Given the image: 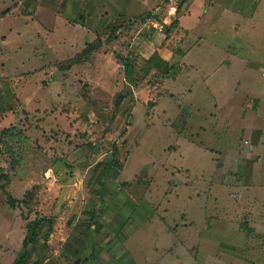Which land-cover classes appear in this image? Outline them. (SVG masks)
<instances>
[{
  "label": "rangeland",
  "instance_id": "rangeland-1",
  "mask_svg": "<svg viewBox=\"0 0 264 264\" xmlns=\"http://www.w3.org/2000/svg\"><path fill=\"white\" fill-rule=\"evenodd\" d=\"M189 3L0 0V264L40 216L52 231L25 264H75L87 231L76 264L235 261L241 235L211 218L249 195L230 171L249 155L233 143L264 126V0ZM158 44L176 77L156 86ZM119 90L129 100L114 113ZM255 166L264 174V154ZM254 201L245 214H263Z\"/></svg>",
  "mask_w": 264,
  "mask_h": 264
},
{
  "label": "crops",
  "instance_id": "crops-1",
  "mask_svg": "<svg viewBox=\"0 0 264 264\" xmlns=\"http://www.w3.org/2000/svg\"><path fill=\"white\" fill-rule=\"evenodd\" d=\"M156 48L159 49L161 58L172 62V58H174L172 55L169 57L162 53V48L159 46V44L156 46ZM187 53H189V51L186 52V54H184L181 59H183ZM181 59H177L179 62L178 67L181 69V71L184 70V67L186 66L188 68L194 66L193 63H186L184 59L183 61ZM181 73H183V71ZM163 81H165L164 78L158 79L156 86L161 85V82ZM254 107H257L256 104ZM260 107L261 104L258 105L257 109H252L257 112ZM241 113L243 118L246 117L245 107L242 108ZM249 134L250 136H246L243 142L237 138L236 142L233 143L234 147L240 149V151L242 150V146H247L246 150L249 151V155L243 157L241 160L238 158L235 159V162L238 163L239 172L230 171V176L234 177L238 186L243 188L242 194H249L247 197L241 196L238 198L241 200L239 203V205L242 207H240V209H242L241 213L239 212L238 208H234L233 212L230 211V214H226L224 217H222V219L217 216L218 214L212 215L215 217L211 218L213 222L211 224L214 225L215 228L221 229V231L229 234L230 236L236 234L239 236L241 235V238H234L233 240L236 248L235 252L231 253V255L233 257L235 256V261L231 262L230 264H239V262L240 264H264V211H261L263 214H259L257 211H255L256 214H254L252 211H249L250 215H247L245 214L246 210L243 209L248 202L254 200H258V204H264V174L261 169L258 170L257 177H255L254 174L256 169V166L254 167V163L259 162L264 154V126L253 127ZM254 202L251 205L252 208L256 204H254ZM217 203L218 201H215V204Z\"/></svg>",
  "mask_w": 264,
  "mask_h": 264
},
{
  "label": "trees",
  "instance_id": "trees-1",
  "mask_svg": "<svg viewBox=\"0 0 264 264\" xmlns=\"http://www.w3.org/2000/svg\"><path fill=\"white\" fill-rule=\"evenodd\" d=\"M190 2L189 5L193 2V0H185V2ZM180 11V7L177 8V13H179ZM177 20H179L178 16L176 17ZM178 23V22H177ZM90 44V43H89ZM92 44L88 45L86 48H89ZM83 53H85L83 51ZM156 60H158L159 64H163V71H161L160 73L153 75V80L154 78H157L158 76H161V78L164 77H175V73L174 75H172L173 73V65L170 64L169 61L161 58L160 56H156ZM155 59L154 57L150 58V61ZM151 65H149V67L147 68L149 72L151 70ZM158 69V67L156 68ZM159 70V69H158ZM124 74L125 77L127 78V80L131 83H133L134 86H138L140 81L138 80V77L136 75V71H135V66H134V62L127 59L124 60ZM148 74V73H146ZM115 100H116V104L114 106V110L113 112H117L123 108V106L126 104V102H128L129 100V96L127 93L122 92L119 90V93L115 96ZM116 105H119V108H116ZM114 144V143H113ZM119 148L117 146V144H114V151L112 153L113 155V160L111 162H103L102 166H104L105 170H109V168L111 167L112 163H115L116 161H119L118 157H119ZM105 170H102V167H100V170L98 171V176H101V173H105ZM0 175V179H1ZM0 187L3 190H6V185L5 184H1ZM14 201L11 202L12 205H14ZM53 217H48V216H40L39 218H35L33 220H30L27 223V231L25 234V237L23 239V243H22V250L19 252L18 256L16 257V259L14 260V264H25V260H26V251H28V246L29 244H38L41 240V238H44L43 236H47L49 233H51L52 231V222H53ZM47 226L46 231H43V228ZM90 232H86L84 234V236L81 238L80 241V247L79 250L75 249L72 252V256L76 257L77 259H80L81 257V253L83 251V249L85 248V246H87L89 244V240L91 238V234H89ZM46 239V238H45ZM81 248V249H80ZM84 259H82L83 261Z\"/></svg>",
  "mask_w": 264,
  "mask_h": 264
},
{
  "label": "water",
  "instance_id": "water-1",
  "mask_svg": "<svg viewBox=\"0 0 264 264\" xmlns=\"http://www.w3.org/2000/svg\"><path fill=\"white\" fill-rule=\"evenodd\" d=\"M77 260H79V259H77ZM77 260L75 261V264L77 263Z\"/></svg>",
  "mask_w": 264,
  "mask_h": 264
}]
</instances>
